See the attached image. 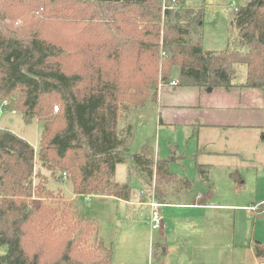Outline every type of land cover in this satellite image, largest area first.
<instances>
[{
    "label": "trees",
    "instance_id": "obj_1",
    "mask_svg": "<svg viewBox=\"0 0 264 264\" xmlns=\"http://www.w3.org/2000/svg\"><path fill=\"white\" fill-rule=\"evenodd\" d=\"M5 1L20 18L40 12L47 24L29 34L0 26V101L43 126L37 153L0 127V264H113L97 221L74 216L37 161L55 178L66 174L77 195L132 201L135 175L155 181L160 203L175 183L191 188L170 171L174 157L129 151L138 117L155 114L159 86L173 82L175 67L181 86L264 90V0L235 10L238 34L220 51L204 48V9L183 1ZM129 159L128 180L117 182V165ZM196 167L208 185L212 165ZM253 250L264 262V242Z\"/></svg>",
    "mask_w": 264,
    "mask_h": 264
},
{
    "label": "rangeland",
    "instance_id": "obj_2",
    "mask_svg": "<svg viewBox=\"0 0 264 264\" xmlns=\"http://www.w3.org/2000/svg\"><path fill=\"white\" fill-rule=\"evenodd\" d=\"M245 2L246 0H183L186 6L204 9V48L207 51L226 49L230 38L238 34L236 26H232V20L236 17L235 8L243 6ZM19 12L17 6H9L5 0H0V26L9 24L21 33L29 34L38 25L47 24L45 15L40 12H31L33 18L28 19L20 18ZM173 75L174 78L179 76L178 67L174 68ZM207 92L211 93L209 89ZM209 93H206L200 105L199 101L195 102L194 94L176 97L178 109L171 117H167V113L163 120H160V103L155 114L143 112L138 117L129 151L133 154L144 152L161 159L174 157L169 169L189 178L193 183L191 191L198 189L204 194H210L207 200L210 203L224 204L204 210L205 214L196 209L176 207L181 206L178 204L175 207H170L172 205L169 204L160 207V211L164 213L163 223L168 227V236L174 235V231L178 235H189L191 243H187L186 250L191 256L201 252L192 245L196 234L193 230L194 223L203 228L208 221L210 230L223 233L225 252L214 264H259L253 245L255 242H264V117L261 113L264 105H260L257 100L259 115L257 113V119H252V124L247 126L233 124L240 118L232 112L225 115L224 121L227 123L217 128L198 124L197 118L188 117L183 120V117L190 115L191 109H198L199 106L203 108L202 102L212 107L221 101L217 95ZM223 106L228 107L217 109L228 112L234 108L225 103ZM0 127L26 138L38 152L43 127L38 119L26 123L20 112L8 110L0 101ZM132 162L129 159L117 165V182L128 180ZM196 163L212 164L207 186L200 182ZM36 172L49 176V188L62 190L65 196L63 203H72L71 211L74 216H85L97 221L98 234L113 248V264H171L170 259L180 256L177 254L168 258L161 254V246L157 247L163 241L162 231L151 227L152 207L142 201L148 203L153 200L152 196L156 193L154 180L146 181L135 175L138 190L132 200L135 202L130 203L112 196L77 195L69 179L51 176V172L43 168L40 161L36 163ZM174 186L176 191L178 188L183 189L180 182ZM188 197L190 193L183 195L178 191L170 195L171 201L179 202L189 201ZM94 240L95 236L90 244ZM152 244L155 252L159 253L158 262L156 254H151ZM3 252L5 248L0 247V253ZM202 255L206 256L205 253ZM194 260L197 261L198 258H190L186 264H197Z\"/></svg>",
    "mask_w": 264,
    "mask_h": 264
},
{
    "label": "crops",
    "instance_id": "obj_3",
    "mask_svg": "<svg viewBox=\"0 0 264 264\" xmlns=\"http://www.w3.org/2000/svg\"><path fill=\"white\" fill-rule=\"evenodd\" d=\"M178 80L179 79L177 77L174 78L173 80L176 83L173 84L172 82L171 84H163L159 86L158 102L160 103L161 106L159 111L160 120L161 119L163 120L167 113H169L167 117H171L173 113L176 111V109H178V107H176V104L178 103L175 102L176 97H180L181 95H185V94H194L195 102L199 101V105H200L201 101L204 100V97L207 95L206 93H209L207 92L208 88L205 90V88L178 85ZM209 91L211 92L209 93L210 95L212 94L217 95L222 102L219 101V103L213 104L215 106L212 107L202 102V104L204 105L203 108L199 106L200 108L198 109H191L190 115H186L185 117H183V120H186V118L188 117L190 119L197 118L196 121L198 122V124L211 128H217L227 123V121H224L225 115L227 113L230 114L232 112L234 115L240 118L238 121H236L233 124L238 126H247V125H251L252 124L251 120L252 119L256 120L259 115V111H257L256 109L257 100L259 101L258 103L260 105L262 106L264 105V101H263L264 90H261L259 88L233 87L230 90H227L222 87H217ZM224 103L227 105H232L234 108L228 112L226 110L224 111L218 110L217 108L219 107H223L224 109H227L228 106H223ZM261 113L262 116L264 117V110H262ZM199 140H201V138H199ZM191 188L177 189V191L182 193L183 195L190 193V197H188L190 198L189 201H185V202L171 201L172 198H170L169 195L167 197V200H165L167 202H163V204L172 205L170 207H175V205L178 204L181 206H176V207H186L188 209H196L201 211L203 214L206 213V211L204 212V210L206 209H213L214 207L217 206H224V204L210 203L209 201H207L210 197V194H204L198 189L191 191L190 190ZM177 191L174 190L173 193ZM126 202L132 203L135 201H126ZM143 202L144 204L150 206L149 202L148 203L146 201ZM163 215L164 213H162V217ZM194 226L195 227L193 228V230L196 232V234H195V238L193 239L192 245H195L194 247L201 252L193 253V256H191L190 253L186 250L187 243H191V239H189V235H178L174 231V235L168 236V234L166 233L168 227L166 223L165 224L163 223V218H162L161 226L156 229L162 231L163 241L161 244L158 243L157 247L161 246V254L164 256L167 255L168 258L173 257V255L180 254L178 258L174 260L170 259L171 264H173L172 261H174L175 264H186V262L189 261L190 258L193 260L196 257L198 258V260L197 261L194 260V261L197 264L199 263L214 264L215 262L219 261L220 256H222L223 252H225L223 251L224 249L223 233L221 231L210 230L208 221L206 222L203 228L198 223H194ZM171 237H173L172 240ZM210 241L212 242L211 244L209 243ZM209 252L212 254V256ZM202 253H205L206 256L204 257ZM151 254L152 255L156 254L157 262H158L159 253L155 252L153 244L151 245Z\"/></svg>",
    "mask_w": 264,
    "mask_h": 264
},
{
    "label": "built area",
    "instance_id": "obj_4",
    "mask_svg": "<svg viewBox=\"0 0 264 264\" xmlns=\"http://www.w3.org/2000/svg\"><path fill=\"white\" fill-rule=\"evenodd\" d=\"M181 1L183 0H176L177 3ZM235 10H238V7H236ZM174 83L176 82L173 81V84ZM5 103L6 102H4V104ZM149 205L152 207L151 227L153 229L159 228L162 222V213L160 211V207L163 205V203H160L159 201L153 199L152 201L149 202ZM259 264H264V262H259Z\"/></svg>",
    "mask_w": 264,
    "mask_h": 264
},
{
    "label": "water",
    "instance_id": "obj_5",
    "mask_svg": "<svg viewBox=\"0 0 264 264\" xmlns=\"http://www.w3.org/2000/svg\"><path fill=\"white\" fill-rule=\"evenodd\" d=\"M209 90H212V88H208Z\"/></svg>",
    "mask_w": 264,
    "mask_h": 264
}]
</instances>
